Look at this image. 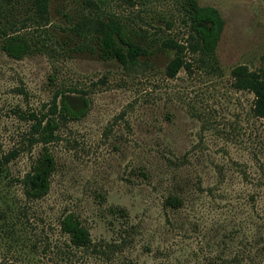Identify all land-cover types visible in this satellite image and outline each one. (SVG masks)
Returning a JSON list of instances; mask_svg holds the SVG:
<instances>
[{"label": "rangeland", "instance_id": "1", "mask_svg": "<svg viewBox=\"0 0 264 264\" xmlns=\"http://www.w3.org/2000/svg\"><path fill=\"white\" fill-rule=\"evenodd\" d=\"M89 1L48 0L41 13L0 0V157L16 151L0 165V264H264V119L233 74L245 65L264 77V0H198L226 21L216 67L187 49L173 77L164 42L189 47L182 0H93L146 31L137 40L149 54L135 65L78 50L69 28L96 12ZM6 33L28 53L10 56ZM55 101L84 113L59 116L49 192L31 200L19 179L43 151L32 114ZM69 212L89 249L61 230Z\"/></svg>", "mask_w": 264, "mask_h": 264}, {"label": "trees", "instance_id": "2", "mask_svg": "<svg viewBox=\"0 0 264 264\" xmlns=\"http://www.w3.org/2000/svg\"><path fill=\"white\" fill-rule=\"evenodd\" d=\"M32 2L41 13L47 11L48 0H32ZM89 3L92 6L95 5L94 10L96 12L84 14L81 20L69 28L83 40L78 47L79 51L87 49L95 51L97 49L103 57L114 58L123 65L138 64L140 56L149 54V50L137 40V38L144 36L145 30H138L124 22L114 12L101 14L96 1L90 0ZM182 7L189 27V47L174 39H168L164 42L167 46L169 43V46L176 50V55L167 66V74L172 77L187 65L183 56L187 49L198 54L201 64L206 68L215 69L217 63L216 50L226 25L220 10L213 5H202L198 0H182ZM6 34L7 39L3 46L10 56L20 59L28 53L30 48L28 41L18 34ZM90 40L95 44L90 45ZM233 74L236 77L237 87L247 88L254 93L253 115L264 119V77L256 71H250L245 65L235 67ZM51 110V112L42 114L40 117L37 114H32L33 118L36 119L33 126L37 136L33 138V134L31 141L32 143H42L43 151L36 159L32 169L19 179L23 185L26 198L31 200L40 199L49 192L54 160L47 145L57 139L56 130L59 126V116L78 118L84 113L83 109L71 108L66 101H63L60 107L55 101ZM14 156H16V151L0 157V165L4 162H10ZM181 202V198L177 196H170L167 199V203L172 205H179ZM60 226L73 247L89 249L93 245L88 227L75 213H66L60 220ZM124 264L140 263L128 261Z\"/></svg>", "mask_w": 264, "mask_h": 264}]
</instances>
